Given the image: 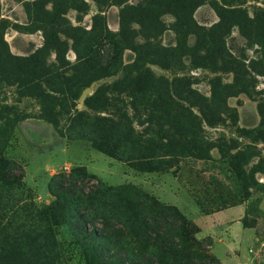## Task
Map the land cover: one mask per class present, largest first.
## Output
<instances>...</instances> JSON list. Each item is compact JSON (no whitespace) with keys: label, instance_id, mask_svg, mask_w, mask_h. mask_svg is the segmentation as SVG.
Returning <instances> with one entry per match:
<instances>
[{"label":"rangeland","instance_id":"1","mask_svg":"<svg viewBox=\"0 0 264 264\" xmlns=\"http://www.w3.org/2000/svg\"><path fill=\"white\" fill-rule=\"evenodd\" d=\"M124 1L0 0L3 56H31L45 45V24L56 23L53 35L58 33L64 42L62 62L77 68L83 61L78 51L84 54L92 40L87 32L102 30L109 36L96 46L105 69L94 73L96 79L78 100L65 102L71 114L60 116L57 125L45 117L47 106L25 96L11 74V85L3 84L0 90V209L6 213L0 244L7 261L160 264L164 247L174 246L184 234L201 243L191 248V255L199 258L194 256L189 264L205 253L217 260L211 264H264V59L261 47L243 36L238 26L223 41L240 70L222 69L220 59L197 65L183 49L184 44L194 45L195 36L183 38L175 30L178 14L187 16L186 0H169L178 9L165 7L158 44L171 54L165 63L161 59L148 63L144 57V64L158 83L172 86L175 81L179 86L187 81L190 103L181 102L191 115L175 118L155 111L146 95L134 91L120 93L118 103L129 117L131 133L100 132L71 122L76 111L96 114L88 99L100 87L124 81L137 61L136 51L121 40V13L149 0ZM197 2L193 23L205 28L217 25L215 6H223L222 1ZM243 2L251 17L264 8V0ZM131 26L140 30L137 23ZM113 39L120 54L117 65L108 68L115 56ZM144 43L138 36L133 45ZM49 62L59 66L54 50ZM201 109L220 123L210 126ZM177 130L200 134L206 159L196 158L193 151L182 155L177 139L168 141ZM156 134L164 136L167 155L140 159L138 153L154 146ZM237 155L235 169L232 160ZM253 169L259 171L250 175ZM7 172L21 176L19 186L4 183ZM156 204L176 208L184 223L161 214ZM106 228L115 232L103 234ZM143 228L145 242L135 238Z\"/></svg>","mask_w":264,"mask_h":264},{"label":"trees","instance_id":"2","mask_svg":"<svg viewBox=\"0 0 264 264\" xmlns=\"http://www.w3.org/2000/svg\"><path fill=\"white\" fill-rule=\"evenodd\" d=\"M126 1L128 0L124 2ZM221 1L223 6L219 4L215 6L220 16V22L215 26L205 28L197 24L195 25L191 16L200 4L197 0H186L185 9L187 10V16H181L176 12L179 17H177L175 30L178 35L183 38H187L190 35L195 36L194 45L189 47L187 44H184L183 49L194 57V61L197 65H211L213 61L220 59L223 61L222 63H224L222 69L230 66L232 70L236 72L240 70V68H238V62L226 49L223 38L225 39L230 33L232 27L238 26L243 36L250 41H256L261 47V55L264 59V8H259L251 17L247 9L243 7L247 2H243V0ZM167 6L178 9L177 4H173L169 0H149L145 5H141L140 7H125L123 9L121 13L120 37L123 42L128 43V45L136 51L138 55L137 61L134 63V66H131V71L127 72V77L124 81L115 82L108 87H100L95 95L91 99H88L87 105L89 109L96 114L90 115V113L76 111L73 114L71 122L77 124L78 121H80L88 128L97 129L100 132L111 134H119L121 132L131 133L132 129L129 117L125 112H121L119 108L121 103L119 94H128L134 91H140L142 94L146 95L148 97V106L152 107L155 111H163L164 113L169 112L168 114L172 113L175 118L191 115L189 109L181 102L182 100L189 102L187 98V81L179 86L176 85L175 81L172 83V86L170 84L167 86L163 82L158 83L157 80L151 76L149 70L145 68L144 64V57L150 59L148 63H152L150 61H154V59H161V61L165 63V59H169V54H171L169 52L170 50L160 47L158 44V40L162 36L164 30L160 27L163 26L160 17L165 12V7ZM132 9L135 12L130 14V10ZM137 15H143L142 17L145 18L139 19L136 17ZM148 16H154L155 18L147 19ZM42 19H44L43 16H41V20ZM131 23L139 24L140 30L137 31L133 29ZM1 26H3V23L0 20V28ZM56 27V23L45 24V45L31 56H12L9 53L3 56L0 53V90L3 84L11 85L9 82L10 78H8L11 74V77L15 78V80L12 81L18 84L21 90L26 92L25 96L36 97L47 106V109L44 108L45 117L50 122L57 125L60 116L71 114V110L66 108L65 102L69 100L75 102L78 100L83 90L96 79L92 77L94 73H96L98 69H105L100 64L99 49L96 46L99 44V40L102 37L108 39L109 36L103 35L102 30L94 31L93 29V31L87 32L88 34H92V40L85 47L84 54L78 51L79 59L83 61H81L79 67L74 68L62 62L61 54L64 42L58 37V33L53 35ZM138 36H142L145 43L133 45L134 40ZM1 43L2 40L0 41V49ZM113 44L114 46H112L113 48L111 50L115 53V56H113L111 62H109L108 68L117 65L118 55L120 54V45H117V41L114 39ZM52 50L57 53L59 66L49 62L50 52ZM6 68H11L13 71L9 73L6 71ZM78 68L79 70H77ZM242 72L243 71H241V73ZM215 105H218V109L221 107L219 103H215ZM102 113H107L108 115H101ZM201 114L210 126L220 123L219 120L209 118L203 109H201ZM196 119L199 120L197 117ZM163 139H165L164 136L156 134L154 146L151 149L143 148L140 150L138 157L145 160L147 158L157 159L162 155H167V145L161 142ZM176 139L181 145L182 155L189 151H193L196 158L206 159L204 156L205 149L201 144L203 139L200 134H192L189 130H177L175 135L172 136L171 139H168V141ZM238 156L239 155L234 156L232 160L235 169V160ZM2 161L0 157V163H2ZM258 171L259 170L253 169L250 175ZM3 179L4 183L9 187L19 186L21 183V176L19 174L7 172L6 176L3 175ZM154 207H157L161 214L174 216L181 219L184 223L182 214L176 208L163 207L158 204L154 205ZM5 214L6 213H3V210L0 209V231L2 230L1 224ZM102 231L103 234L115 232L111 228H106ZM95 235H97V233ZM145 236L144 228L139 232H135V238H137L138 241L145 242ZM196 243L199 245L201 244L199 242H192L190 237L184 234L180 235L177 244L174 246L166 245L164 247V254L159 259L160 264H189L193 262L192 259L194 256L199 258L197 255H191V248L195 247ZM210 261L216 262L217 260L205 253L202 259H198L195 264H211ZM0 264H12L7 261L5 249L1 244Z\"/></svg>","mask_w":264,"mask_h":264}]
</instances>
